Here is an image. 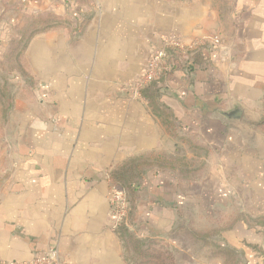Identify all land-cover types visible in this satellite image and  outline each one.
I'll return each mask as SVG.
<instances>
[{"label": "crops", "instance_id": "obj_1", "mask_svg": "<svg viewBox=\"0 0 264 264\" xmlns=\"http://www.w3.org/2000/svg\"><path fill=\"white\" fill-rule=\"evenodd\" d=\"M263 121L264 0H0V262L128 264L120 190L175 264H264Z\"/></svg>", "mask_w": 264, "mask_h": 264}, {"label": "built area", "instance_id": "obj_2", "mask_svg": "<svg viewBox=\"0 0 264 264\" xmlns=\"http://www.w3.org/2000/svg\"><path fill=\"white\" fill-rule=\"evenodd\" d=\"M169 46L175 51H183L184 47L176 40L169 42ZM166 54L158 51L152 54L144 70L138 75L133 85V90L137 94L146 89L152 82L158 79L161 72L165 69ZM111 225L114 229L123 224L127 219L128 206L122 193L112 192L110 197ZM0 264H58L56 253L48 252L45 256L34 257L28 262H0Z\"/></svg>", "mask_w": 264, "mask_h": 264}, {"label": "trees", "instance_id": "obj_3", "mask_svg": "<svg viewBox=\"0 0 264 264\" xmlns=\"http://www.w3.org/2000/svg\"><path fill=\"white\" fill-rule=\"evenodd\" d=\"M262 125H264V121ZM127 175L128 173L122 175L114 174L112 179L116 182L123 181L122 183L127 185V181L135 177V175ZM114 192L123 194L120 190H115ZM115 230L123 243L124 259L128 264H175L170 252L152 248L149 244L139 240L124 224L117 226Z\"/></svg>", "mask_w": 264, "mask_h": 264}, {"label": "rangeland", "instance_id": "obj_4", "mask_svg": "<svg viewBox=\"0 0 264 264\" xmlns=\"http://www.w3.org/2000/svg\"><path fill=\"white\" fill-rule=\"evenodd\" d=\"M14 50H21L22 49V47H15V48H13ZM126 222V221H125ZM123 223L124 225H126L127 227H128V222H126V223ZM131 232H133V231H131Z\"/></svg>", "mask_w": 264, "mask_h": 264}, {"label": "water", "instance_id": "obj_5", "mask_svg": "<svg viewBox=\"0 0 264 264\" xmlns=\"http://www.w3.org/2000/svg\"><path fill=\"white\" fill-rule=\"evenodd\" d=\"M238 113H239L238 111L234 112V113L232 114V117H235V118L238 117Z\"/></svg>", "mask_w": 264, "mask_h": 264}]
</instances>
